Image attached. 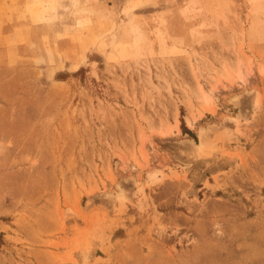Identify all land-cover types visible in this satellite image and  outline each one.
I'll return each instance as SVG.
<instances>
[{
  "label": "rangeland",
  "instance_id": "obj_1",
  "mask_svg": "<svg viewBox=\"0 0 264 264\" xmlns=\"http://www.w3.org/2000/svg\"><path fill=\"white\" fill-rule=\"evenodd\" d=\"M0 264H264V0H0Z\"/></svg>",
  "mask_w": 264,
  "mask_h": 264
},
{
  "label": "bare ground",
  "instance_id": "obj_2",
  "mask_svg": "<svg viewBox=\"0 0 264 264\" xmlns=\"http://www.w3.org/2000/svg\"><path fill=\"white\" fill-rule=\"evenodd\" d=\"M254 102L256 103L257 100H255ZM204 146H205L204 134H203L202 130L200 129L198 131V142L195 144V149L197 150V152H200V151H202Z\"/></svg>",
  "mask_w": 264,
  "mask_h": 264
},
{
  "label": "trees",
  "instance_id": "obj_3",
  "mask_svg": "<svg viewBox=\"0 0 264 264\" xmlns=\"http://www.w3.org/2000/svg\"><path fill=\"white\" fill-rule=\"evenodd\" d=\"M184 132H185V130H184Z\"/></svg>",
  "mask_w": 264,
  "mask_h": 264
}]
</instances>
